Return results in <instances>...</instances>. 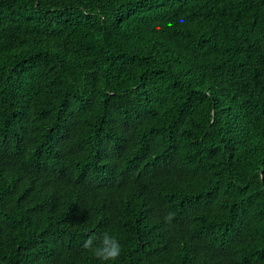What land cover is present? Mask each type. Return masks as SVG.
Segmentation results:
<instances>
[{
	"label": "trees",
	"instance_id": "1",
	"mask_svg": "<svg viewBox=\"0 0 264 264\" xmlns=\"http://www.w3.org/2000/svg\"><path fill=\"white\" fill-rule=\"evenodd\" d=\"M105 232L264 264V0H0V264H103Z\"/></svg>",
	"mask_w": 264,
	"mask_h": 264
},
{
	"label": "clouds",
	"instance_id": "2",
	"mask_svg": "<svg viewBox=\"0 0 264 264\" xmlns=\"http://www.w3.org/2000/svg\"><path fill=\"white\" fill-rule=\"evenodd\" d=\"M174 213H169L165 218L166 222H170L173 218ZM83 247L92 252V254L103 264H115L122 254V246L119 239L105 232L99 239V243L95 242V238L90 237L87 239Z\"/></svg>",
	"mask_w": 264,
	"mask_h": 264
}]
</instances>
